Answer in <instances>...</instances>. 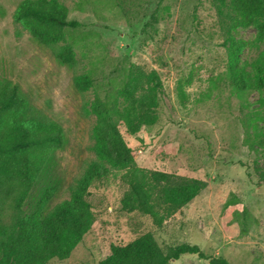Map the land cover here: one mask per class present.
<instances>
[{
	"label": "rangeland",
	"instance_id": "1",
	"mask_svg": "<svg viewBox=\"0 0 264 264\" xmlns=\"http://www.w3.org/2000/svg\"><path fill=\"white\" fill-rule=\"evenodd\" d=\"M23 0H0V80L19 88L21 96L64 129L56 150L28 197L24 210L33 211L44 196L50 206L70 197V186L87 161L96 159L92 129L96 117L89 104L96 95L117 93L129 63L156 69L163 81L159 120L141 139L126 135L137 151L139 167L194 177L207 187L189 204L155 229L158 242L198 245L207 256L230 264H264L263 90L234 91L224 36L211 0H140L123 9L116 0H61L69 18L81 26L68 30L53 47L39 44L13 13ZM153 14L158 22L148 26ZM243 42L237 74L253 75L251 63L263 50L254 26L238 27ZM72 45L76 64L55 59L53 51ZM91 72L96 82L80 92L73 76ZM116 183V184H115ZM115 185L95 190L91 230L67 259L47 264H97L112 244H126L139 233L135 220L117 210ZM235 205L226 206L228 201ZM16 213L0 210V227L10 226ZM208 264L197 254H184L168 264Z\"/></svg>",
	"mask_w": 264,
	"mask_h": 264
},
{
	"label": "trees",
	"instance_id": "2",
	"mask_svg": "<svg viewBox=\"0 0 264 264\" xmlns=\"http://www.w3.org/2000/svg\"><path fill=\"white\" fill-rule=\"evenodd\" d=\"M130 10L140 0H116ZM223 32L231 84L234 91L264 89V48L251 63L253 75L237 74L234 64L243 42L234 31L241 26L257 29L256 42L264 44V0H211ZM41 45L53 47L63 42L68 30L81 26L69 18L61 0H23L13 13ZM158 22L153 14L148 26ZM56 60L74 66L75 52L70 44L53 51ZM93 73L73 76V85L84 92L95 85ZM163 81L156 69L146 70L131 62L117 93L96 95L89 113L96 117L92 129V150L96 159L87 161L83 173L70 186V197L53 206L44 196L27 213L25 203L53 153L63 146L64 129L40 109L24 99L16 85L0 80V210L12 209L16 217L10 226L0 227V264H47L52 258H69L91 230L96 209L95 190L115 185L120 192L117 210L135 220L138 235L126 244H112L110 253L97 264H168L184 254H197L208 264H230L222 256H207L198 245L186 241L161 245L154 230L189 204L206 187L207 181L160 170L139 167L138 150L126 135L141 139V134L159 120ZM264 104V98L261 100ZM115 183V184H114ZM264 184V169L258 185ZM236 201L226 202V206Z\"/></svg>",
	"mask_w": 264,
	"mask_h": 264
},
{
	"label": "crops",
	"instance_id": "3",
	"mask_svg": "<svg viewBox=\"0 0 264 264\" xmlns=\"http://www.w3.org/2000/svg\"><path fill=\"white\" fill-rule=\"evenodd\" d=\"M215 256H218V255H215ZM180 258H181V257H180ZM180 258H179V259H180ZM172 261H173V260H172ZM204 261H205V259H204ZM170 262H171V261H170ZM205 263H206V262H205ZM206 264H207V263H206Z\"/></svg>",
	"mask_w": 264,
	"mask_h": 264
}]
</instances>
